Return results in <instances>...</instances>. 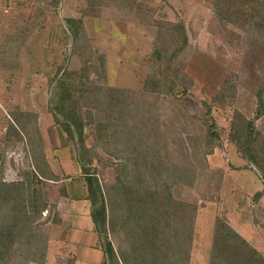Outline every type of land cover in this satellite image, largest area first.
I'll return each mask as SVG.
<instances>
[{"label":"rangeland","instance_id":"1","mask_svg":"<svg viewBox=\"0 0 264 264\" xmlns=\"http://www.w3.org/2000/svg\"><path fill=\"white\" fill-rule=\"evenodd\" d=\"M101 1L95 7L92 0H59L58 4L0 0V182L24 184V199L19 203L30 219L37 191L58 214L56 197L42 178L53 174L56 159L82 169V157L103 187L114 247L143 254L138 232L120 226L119 214L112 212L109 201L118 198L120 184L130 186L140 179L139 147L128 142L132 134L124 133L126 127L121 125L114 135L107 120L109 106L91 93L78 97L81 109H73L76 118L83 120L84 144L78 149L77 134L73 142L50 110L57 98L52 79L59 67L58 74L67 69L75 83L84 84L83 68L96 66L89 80L116 88L119 100L125 97L115 110L130 125L140 116L149 121L147 134L159 152L144 169L147 201L152 202L148 193L158 187L163 201L172 198L196 207L189 264H211L218 217L264 255V195L255 198L263 183L230 139L234 111L253 118L257 90L261 86L264 90V23L254 22L256 8L248 1H237L232 5L238 9L233 22L219 18L218 2L227 7V0ZM68 17L83 20L78 39L71 37ZM177 22L183 23L188 41L175 54L176 42H166L162 30L168 34ZM72 46L80 52L75 54ZM158 48L164 50V64L156 58ZM82 52L92 56L88 64ZM161 65L176 82L172 91L157 94L143 89L147 76L160 72ZM256 123L264 132V115ZM38 163L47 164L49 171ZM10 206L0 202V225L12 211ZM33 227L40 234L20 249L15 240L7 250L8 264H70L72 251L63 221L55 222L53 213L45 209L30 221L29 228ZM4 237L0 236V246ZM40 239L46 241L44 253ZM0 264L7 263L0 258Z\"/></svg>","mask_w":264,"mask_h":264},{"label":"trees","instance_id":"2","mask_svg":"<svg viewBox=\"0 0 264 264\" xmlns=\"http://www.w3.org/2000/svg\"><path fill=\"white\" fill-rule=\"evenodd\" d=\"M55 4H58L59 0H52ZM230 4L227 7L219 6V18L221 21H233L238 9L234 6L237 1L239 3L247 4L252 3L255 7L256 16L255 23H264V0H227ZM101 0H92V5L97 6ZM234 5V6H232ZM254 12V13H255ZM89 13L93 14L91 11ZM251 16L252 18H254ZM67 27L70 30L71 37L78 39L83 31V20L81 18L76 19L68 17L65 19ZM172 25V23H167ZM174 30H169L168 34L163 31L162 38L166 42L175 41L176 46L173 47V53L177 54L183 50V47L187 44V34L183 23L177 22ZM180 40L181 44L177 41ZM179 42V41H178ZM72 46L73 52L78 54L80 51H75ZM156 58L162 59L164 64V50L158 48L156 50ZM84 61L89 62L92 60V56L89 53L82 52ZM168 63V62H167ZM163 65L160 66L158 73H163L162 76L157 72L147 76V82L144 84L143 89L151 90L154 93H166V91H172L173 85L176 82L170 80L169 73L163 71ZM96 66L87 65L83 68L80 75L84 77V84L74 82L72 79V72L68 73V70H64L61 74L59 70L55 73L54 78V90H57L56 100L50 103V110L54 113L56 123L62 128L68 137L74 142L77 134V147L80 149L84 144L82 118H76V112L73 111L74 107L81 109L78 104V97H90L93 93L96 97L102 101L105 100L106 106H109L106 110L107 120L109 127L112 128L113 134L116 135L120 130V126H125L124 133L132 134V138H128V142H135L139 147V162L137 164L138 176L140 179L135 184L130 186L119 185L118 198L115 201L111 198L110 205H112V212L118 213L120 217V226L123 229L132 230L136 229L138 232L139 240L143 245V254H136L130 251V249L124 248L117 250L109 236V232L114 229L113 223L110 225L108 218L107 206L104 199V190L100 184L98 175L90 168H87L80 158L82 164V172L85 175L88 190L89 199L91 201V216L94 222L96 232L98 234L99 245L104 252V258L99 264H189L192 239L194 233V222L196 207L189 208L183 203L174 201L172 198L169 201H163L161 198L162 191L158 187L154 189L153 194L148 193L152 202L147 201L144 185L147 184V178L145 177L144 169H147V161H149L153 154L159 152V149L154 146L155 140H149L150 137L147 134L148 123L144 117L133 119V123L130 125L129 120L120 115L119 110H115V105L118 102L123 104L126 100L125 97L119 100L118 96L114 95V92L119 91L116 88H105L97 86L91 80L88 75ZM163 71V72H162ZM60 75V76H59ZM164 78V79H163ZM166 78V79H165ZM72 79V80H71ZM169 79V80H168ZM180 81L183 82L181 79ZM184 82H189L185 81ZM184 91L187 90L186 83L182 84ZM110 92L108 96H103L102 92ZM263 86L257 90V108L253 118H247L240 111L235 110L231 127H230V139L242 152L243 156L248 162L255 167L259 178L263 183V188L256 194L255 198H259L264 195V132L259 128L256 120L264 115V98H263ZM209 108V107H208ZM78 114V113H77ZM79 116V115H78ZM82 120V121H81ZM115 122H118L116 124ZM80 124V125H79ZM117 126V127H116ZM128 126V127H127ZM126 144V143H125ZM137 151V150H136ZM158 163V162H157ZM39 164L43 163H38ZM48 169L47 164H43ZM155 166L157 164L154 163ZM153 175L157 176L154 172ZM43 176V173H42ZM47 178L46 175L43 176ZM50 179L56 180L54 174L50 176ZM154 177V176H152ZM159 178V177H157ZM49 179V177H48ZM123 190L120 191V188ZM24 184L21 182H0V202L5 205H10L12 211H7L5 223L0 225V236H5L3 241L5 244L0 246V258L8 264L10 262V256L7 255V250L13 248L15 240H19L20 246L31 243L30 239L35 238L39 233V228H29L30 221H34L35 215L45 209H49L54 215V221L61 222L57 212L53 210L52 206H49L47 202L43 200L42 192L37 191L33 195L34 214L30 219L25 213V207L19 203L20 199H24ZM121 194V195H120ZM55 207V206H54ZM25 217V218H24ZM215 235L213 239L214 252L212 254L211 264H264V255L257 250L252 244L248 242L241 234H239L227 221L218 217L216 220ZM38 232V234H37ZM42 241V242H41ZM38 245L43 244V253L45 252L46 241L40 239ZM18 249V250H19ZM42 253V255H43ZM45 255V254H44ZM36 256V255H35ZM28 259V258H27ZM33 260L34 258H29Z\"/></svg>","mask_w":264,"mask_h":264},{"label":"crops","instance_id":"3","mask_svg":"<svg viewBox=\"0 0 264 264\" xmlns=\"http://www.w3.org/2000/svg\"><path fill=\"white\" fill-rule=\"evenodd\" d=\"M61 161L54 160L58 165L54 164L52 168L53 174L57 176L56 180L50 179L51 177L42 179L50 187L51 195L56 197L59 217L68 230L67 241L71 245L73 258L70 264H99L104 258V252L99 245L91 216V201L85 175L80 166H72L66 160L62 161V165ZM210 240L211 248L212 239Z\"/></svg>","mask_w":264,"mask_h":264}]
</instances>
